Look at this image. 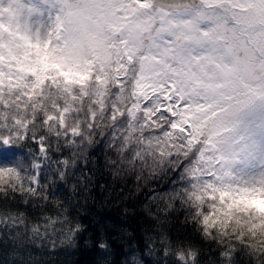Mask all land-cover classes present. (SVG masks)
I'll return each instance as SVG.
<instances>
[{
	"label": "snow or ice",
	"instance_id": "6c2138e0",
	"mask_svg": "<svg viewBox=\"0 0 264 264\" xmlns=\"http://www.w3.org/2000/svg\"><path fill=\"white\" fill-rule=\"evenodd\" d=\"M98 153L201 242L161 232L158 264H264V0H0V232L74 246L52 190L87 198Z\"/></svg>",
	"mask_w": 264,
	"mask_h": 264
},
{
	"label": "trees",
	"instance_id": "16d2710c",
	"mask_svg": "<svg viewBox=\"0 0 264 264\" xmlns=\"http://www.w3.org/2000/svg\"><path fill=\"white\" fill-rule=\"evenodd\" d=\"M98 156V171L87 198L80 193L73 194L64 184L58 183L52 190L65 206L70 205L73 221L78 220L83 225L74 246L41 247L30 242L33 239L30 236L14 239V233L4 231L0 232V264H132L133 256L143 264H158L162 251L159 245H154L155 252H150L149 241L161 232L174 242L191 239L201 243L189 227L182 225V215L172 213L166 220L162 216L158 225L145 210L152 189L163 192L169 187L164 181L151 183V187L142 185L141 191L136 193L134 177L114 181L110 173L103 171V155L98 153ZM150 206L154 212L155 205ZM13 207L25 211L28 216L25 223L31 225L43 216L55 215L58 206L48 203L43 213L38 206L35 209L31 205ZM100 241L108 244L106 252L98 247ZM203 247L206 251L207 246ZM207 262L208 257H202V264Z\"/></svg>",
	"mask_w": 264,
	"mask_h": 264
},
{
	"label": "rangeland",
	"instance_id": "374dc122",
	"mask_svg": "<svg viewBox=\"0 0 264 264\" xmlns=\"http://www.w3.org/2000/svg\"><path fill=\"white\" fill-rule=\"evenodd\" d=\"M34 223H32L31 225H33ZM29 225V226H31ZM32 238V237H31ZM36 244L40 245L41 247L45 246V247H48V248H56V247H67L68 244H67V241L65 240L64 242H61V238L59 236H53L52 237V241H48V240H45L43 242L37 240L35 241Z\"/></svg>",
	"mask_w": 264,
	"mask_h": 264
},
{
	"label": "clouds",
	"instance_id": "9594fccd",
	"mask_svg": "<svg viewBox=\"0 0 264 264\" xmlns=\"http://www.w3.org/2000/svg\"><path fill=\"white\" fill-rule=\"evenodd\" d=\"M0 184H7V185H9L10 187L12 186V185L10 184V178H8V177H5V178H3L2 180H0ZM0 190H2V189H0ZM176 254H177V256H181V255H182V253L179 252V251H178Z\"/></svg>",
	"mask_w": 264,
	"mask_h": 264
}]
</instances>
